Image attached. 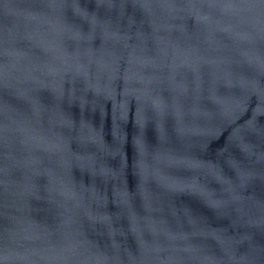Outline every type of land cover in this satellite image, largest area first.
<instances>
[{"label": "water", "instance_id": "obj_1", "mask_svg": "<svg viewBox=\"0 0 264 264\" xmlns=\"http://www.w3.org/2000/svg\"><path fill=\"white\" fill-rule=\"evenodd\" d=\"M0 264H264V0H0Z\"/></svg>", "mask_w": 264, "mask_h": 264}]
</instances>
